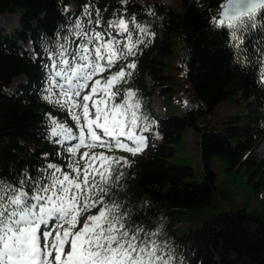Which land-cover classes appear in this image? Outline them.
<instances>
[{
	"label": "trees",
	"instance_id": "16d2710c",
	"mask_svg": "<svg viewBox=\"0 0 264 264\" xmlns=\"http://www.w3.org/2000/svg\"><path fill=\"white\" fill-rule=\"evenodd\" d=\"M222 1L179 0L177 11L158 0H0V15L18 16V26L0 24V182L15 187L21 180L40 181L52 171L51 162L68 170L72 157L51 135L48 116L66 111L44 99L50 87L48 55L58 58L62 44L69 53L76 49L82 38L77 22L88 34L97 23L134 17L133 40L143 43L135 56L120 61L136 67L128 69L126 83L115 86L120 89L115 100L134 91L139 112L147 117L141 125L149 123L162 143L135 156L121 151L128 165L115 166L105 203L119 205L130 230L143 229L141 237L155 240L165 257L170 253L172 264H264V216L240 208L198 223L214 206V159L264 192V160L254 156L264 141V12L237 25L239 43L231 29L213 22ZM71 2L75 14L67 11ZM119 39L123 47L127 40ZM18 78L22 81L9 93ZM53 91L59 92L54 86ZM156 92L165 100L184 92L190 107L159 122L150 111ZM227 102L239 110L219 116ZM189 130L199 136L201 181L191 166L171 160Z\"/></svg>",
	"mask_w": 264,
	"mask_h": 264
},
{
	"label": "snow or ice",
	"instance_id": "6c2138e0",
	"mask_svg": "<svg viewBox=\"0 0 264 264\" xmlns=\"http://www.w3.org/2000/svg\"><path fill=\"white\" fill-rule=\"evenodd\" d=\"M258 11L264 12V0H226L213 22L231 29L232 39L243 43L237 25L245 17L253 20ZM134 20L119 18L110 26L116 35H86L77 22L84 43L70 53L60 45L44 99L66 109L75 122L78 134L55 120L51 132L62 137L57 143L77 141L65 149L72 162L68 170L48 165L52 171L40 181L21 180L15 187L0 182V264H172L170 253L165 257L155 240L141 237L143 229L130 230L119 205L104 201L115 166L128 165L126 158L107 153L137 155L147 146L137 129L147 132L151 127L140 123L147 117L139 112L134 91L122 103L115 100L120 92L115 86L126 83L132 74L128 69L136 67L120 61L135 56L143 43L133 40L129 23ZM119 37L127 40L123 47ZM114 67L119 69L114 75H103ZM81 148L86 151L80 153ZM96 148L104 151H92ZM77 156L85 161L83 168ZM93 209L96 214H91Z\"/></svg>",
	"mask_w": 264,
	"mask_h": 264
},
{
	"label": "rangeland",
	"instance_id": "374dc122",
	"mask_svg": "<svg viewBox=\"0 0 264 264\" xmlns=\"http://www.w3.org/2000/svg\"><path fill=\"white\" fill-rule=\"evenodd\" d=\"M154 1V0H148ZM162 2L166 7L180 11L181 6L179 0H158ZM74 5L71 4L68 8L70 12L73 11ZM118 22L113 21L112 24L115 25ZM0 24L3 26H18V16L0 15ZM25 49L33 54V50L30 44L25 46ZM174 64L177 60L172 61ZM171 70V69H170ZM172 71V70H171ZM22 78L15 80V84L21 82ZM14 90H10L9 93ZM153 106L166 107L165 113L167 115L171 114H181L190 107V102L187 95L184 92L178 93L172 99H166L161 97L158 92L153 95ZM239 109L235 107L232 102H227L221 104L218 109L219 116L231 115L237 112ZM148 136L151 138L150 146L156 145L161 142L157 141L155 133L149 132ZM263 143L256 146L254 150V156L259 160H264V150L261 149ZM172 162L179 165L191 166L194 171V179L201 181L203 179V173L201 168V153L199 147V136L189 130L184 136V140L181 144L175 146V154L171 157ZM212 168L217 174V185L218 188L215 194L212 196L213 207L205 211L201 219H206L217 215L223 211L237 210L240 208L246 209L248 212L255 213L264 216V192H257L253 185L247 181L236 170H227V163L221 159H214L212 161Z\"/></svg>",
	"mask_w": 264,
	"mask_h": 264
},
{
	"label": "bare ground",
	"instance_id": "6f19581e",
	"mask_svg": "<svg viewBox=\"0 0 264 264\" xmlns=\"http://www.w3.org/2000/svg\"><path fill=\"white\" fill-rule=\"evenodd\" d=\"M155 137H156L157 139H159V135H158L157 133H155ZM261 149L264 150V143H263Z\"/></svg>",
	"mask_w": 264,
	"mask_h": 264
},
{
	"label": "water",
	"instance_id": "95a60500",
	"mask_svg": "<svg viewBox=\"0 0 264 264\" xmlns=\"http://www.w3.org/2000/svg\"><path fill=\"white\" fill-rule=\"evenodd\" d=\"M225 2H226V1H225ZM225 2H224V3H225Z\"/></svg>",
	"mask_w": 264,
	"mask_h": 264
}]
</instances>
